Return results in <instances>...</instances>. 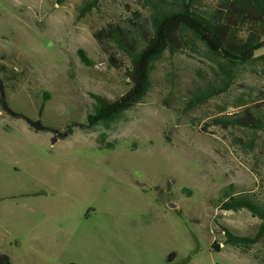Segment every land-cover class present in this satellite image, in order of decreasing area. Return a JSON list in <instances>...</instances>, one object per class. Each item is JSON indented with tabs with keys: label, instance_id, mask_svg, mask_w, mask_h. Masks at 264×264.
I'll return each instance as SVG.
<instances>
[{
	"label": "rangeland",
	"instance_id": "374dc122",
	"mask_svg": "<svg viewBox=\"0 0 264 264\" xmlns=\"http://www.w3.org/2000/svg\"><path fill=\"white\" fill-rule=\"evenodd\" d=\"M84 2L0 0V73L10 107L58 132L73 128L54 142L55 133L36 131L0 107V253L14 264L51 262L53 246L33 237L34 225L74 223L91 208L99 212L93 221L135 222L143 227L139 236L151 232L153 253L135 264H168L163 251L178 243L172 226L163 223L182 222V208L187 239L195 241L178 264H264V242L243 252L225 244L222 228L252 235L260 220L247 210L218 207L221 189L230 184L264 199V131L208 125L219 113L264 101V61L241 68L229 92L192 108L194 88L214 82L217 65L196 43L183 53L167 52L152 70L145 100L116 122L90 126L95 96L116 100L129 90V60L101 32L115 24L133 43L134 29L147 23L148 6L146 0H100L80 18ZM243 30L246 37L248 28ZM80 49L92 65L82 63ZM143 207L154 211L146 215ZM207 216L216 223L220 252L197 239Z\"/></svg>",
	"mask_w": 264,
	"mask_h": 264
},
{
	"label": "trees",
	"instance_id": "16d2710c",
	"mask_svg": "<svg viewBox=\"0 0 264 264\" xmlns=\"http://www.w3.org/2000/svg\"><path fill=\"white\" fill-rule=\"evenodd\" d=\"M203 1L146 0L148 20L134 29L137 36H133V43L126 40L123 31L115 24H109L108 28L102 30L105 38L122 50L129 60L130 67L126 72L129 90L116 100L95 96L94 111L88 116L90 126L116 122L126 111L145 100L152 90V70L167 52L183 53L185 46L196 43L204 47L217 65L215 81H207L194 88L190 99L192 108L229 92L241 68L264 61V55L257 56L264 49V0H218L217 5L209 8L201 5ZM99 3L100 0H85L79 17L91 13ZM141 16V12L136 13V17ZM245 27L248 28V35L241 37ZM78 54L82 63L92 65L84 50L80 49ZM1 75L0 107L3 111L11 117L25 120L36 131L55 133L54 142L72 133L71 125L66 132H58L45 126L40 119L33 120L14 111L10 107L7 87ZM44 105L41 106L40 115ZM236 108L238 110L232 114L219 113L208 125L222 129H243L253 134L264 131V101L253 105L244 103ZM218 203L223 211L247 210L260 220L252 235H237L229 228L222 227L226 245L246 252L264 242V199L257 192L240 191L237 185L230 184L221 189ZM221 244L214 241L212 250L220 252ZM0 264L14 262L8 255L0 253Z\"/></svg>",
	"mask_w": 264,
	"mask_h": 264
},
{
	"label": "crops",
	"instance_id": "0c3cea01",
	"mask_svg": "<svg viewBox=\"0 0 264 264\" xmlns=\"http://www.w3.org/2000/svg\"><path fill=\"white\" fill-rule=\"evenodd\" d=\"M52 210L68 209V208H51ZM154 211L153 207H143L140 212L146 215ZM159 213L167 212L157 209ZM47 214L41 208L39 212ZM69 212H51L50 214L61 215ZM97 210H87L80 213L81 220L69 222H57L51 224L48 229H40L36 225L33 227L32 235L35 239H43L50 241L52 247L51 262H36L34 264H94L95 261H100L101 264H135L139 258L151 257L153 253L152 234L139 236L138 230L143 229L138 227L135 222H96L92 219L98 215ZM177 213L182 222L166 220L163 224L172 226L173 233L176 238L177 246L169 249L167 247L163 251L165 262L168 264H178L180 259L185 258L188 252H192L194 248V237L189 236L187 239L186 221L183 219V209L177 208ZM206 223L202 230L197 232V239H207L212 246L215 237L216 223L205 218ZM36 224V220L33 221ZM199 222V221H198ZM201 223V222H200ZM151 224V223H150ZM179 244L183 249H179ZM185 252V253H184ZM117 259V260H116ZM117 261V263H116Z\"/></svg>",
	"mask_w": 264,
	"mask_h": 264
},
{
	"label": "built area",
	"instance_id": "2783aa9c",
	"mask_svg": "<svg viewBox=\"0 0 264 264\" xmlns=\"http://www.w3.org/2000/svg\"><path fill=\"white\" fill-rule=\"evenodd\" d=\"M221 247H222V248L224 247L223 244H221Z\"/></svg>",
	"mask_w": 264,
	"mask_h": 264
}]
</instances>
